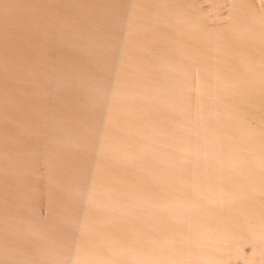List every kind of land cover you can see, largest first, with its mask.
Masks as SVG:
<instances>
[{
    "label": "water",
    "instance_id": "95a60500",
    "mask_svg": "<svg viewBox=\"0 0 264 264\" xmlns=\"http://www.w3.org/2000/svg\"><path fill=\"white\" fill-rule=\"evenodd\" d=\"M0 264H264V0H0Z\"/></svg>",
    "mask_w": 264,
    "mask_h": 264
}]
</instances>
